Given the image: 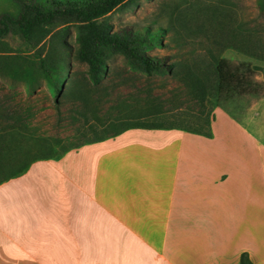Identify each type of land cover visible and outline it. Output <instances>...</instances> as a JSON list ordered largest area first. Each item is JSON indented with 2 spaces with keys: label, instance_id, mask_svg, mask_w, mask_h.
<instances>
[{
  "label": "crops",
  "instance_id": "0c3cea01",
  "mask_svg": "<svg viewBox=\"0 0 264 264\" xmlns=\"http://www.w3.org/2000/svg\"><path fill=\"white\" fill-rule=\"evenodd\" d=\"M129 129L0 184V264H264V130ZM97 155L91 157V151Z\"/></svg>",
  "mask_w": 264,
  "mask_h": 264
},
{
  "label": "trees",
  "instance_id": "16d2710c",
  "mask_svg": "<svg viewBox=\"0 0 264 264\" xmlns=\"http://www.w3.org/2000/svg\"><path fill=\"white\" fill-rule=\"evenodd\" d=\"M129 1L9 0L14 13H0V38L13 31L23 42L29 43L37 29L48 27L55 29L51 35L56 36L55 42L65 51V27L72 26L75 32V47L70 55L78 64L85 66L88 83L100 84L107 74V63L115 57L121 58L128 71L146 78L182 76L184 88L195 98L198 105L194 125L183 126L177 110H164L159 104L151 102L145 103L138 115L128 112L103 120L94 116H83L81 126L86 130L80 131V137L77 136L74 141H63L60 138L30 133L27 129V112L18 110V106L3 108L0 101V184L24 174L33 162L57 160L70 150L102 142L129 129H175L209 138L214 107L220 108L236 121V118L218 103L219 97L259 96L264 92V68L260 70L261 84L254 79L256 68L244 63L230 64L221 58V49L229 45L225 44L224 40L206 36L192 40L186 36L185 40L180 41L182 45L195 43L202 51H191L187 59L183 60L149 55V50L162 45L163 35L147 27H123L113 30L106 19L110 12ZM232 41L236 43L233 47L238 51L264 59L259 41L243 36L233 37ZM63 61V56L59 54L54 63L40 58L36 63L4 67L2 72L13 79L23 81L24 90L28 94H34L40 81H43L53 102L57 103L62 94L61 71L65 66ZM48 64L50 67L46 66ZM81 101L85 99L81 98ZM238 264L251 262L248 256L242 253L238 257Z\"/></svg>",
  "mask_w": 264,
  "mask_h": 264
},
{
  "label": "rangeland",
  "instance_id": "374dc122",
  "mask_svg": "<svg viewBox=\"0 0 264 264\" xmlns=\"http://www.w3.org/2000/svg\"><path fill=\"white\" fill-rule=\"evenodd\" d=\"M11 5L9 0H0V13L13 14ZM106 19L113 30L123 27L156 30L163 35L162 45L153 47L147 53L157 57L168 56L170 60L187 59L189 52L202 51L195 43L182 45L180 41L186 36L192 40L204 36L224 40L229 45L221 49V58L230 64L244 63L256 68L254 79L262 84L260 70L264 68V59L238 51L233 47L236 43L232 38L243 36L257 40L264 54V0H130L110 12ZM65 28V51L58 47L56 36L51 35L55 29L48 27L37 29L29 43L23 42L13 31L0 38V101L3 108L18 106V110L27 112L30 133L74 141L77 136L80 137V131L86 130L81 126L83 116L103 120L121 113L138 115L142 111L140 108L151 102L159 104L164 110H177L183 126L194 125L198 105L184 88L182 76L146 78L128 71L121 58L115 57L107 63L108 71L100 84L91 85L85 77V66L78 64L70 55L75 47L74 28ZM59 54L63 56L65 66L61 71L62 94L57 103L53 102L43 81H40L34 94H28L23 81L2 72L4 67L36 63L40 58L54 63ZM49 64L46 66L50 67ZM218 103L237 122L253 128L256 121L264 130V92L259 96H222L218 98ZM97 153L93 150L88 155L93 157Z\"/></svg>",
  "mask_w": 264,
  "mask_h": 264
}]
</instances>
